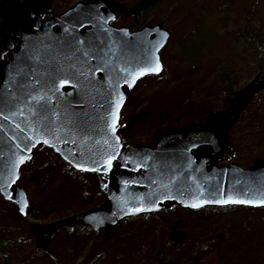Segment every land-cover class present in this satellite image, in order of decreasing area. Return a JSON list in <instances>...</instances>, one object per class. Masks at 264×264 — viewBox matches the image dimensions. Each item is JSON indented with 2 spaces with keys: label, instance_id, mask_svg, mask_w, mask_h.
<instances>
[{
  "label": "water",
  "instance_id": "1",
  "mask_svg": "<svg viewBox=\"0 0 264 264\" xmlns=\"http://www.w3.org/2000/svg\"><path fill=\"white\" fill-rule=\"evenodd\" d=\"M52 1L0 0V196L21 217H26L27 196L17 182L21 168L32 162L33 151L43 147L72 169L95 174L104 201L97 207L56 221L32 222L29 229L38 250L45 252L51 237L61 229L83 227L103 231V240H106L121 222L172 207L192 212L230 206L264 207L215 203L197 208L186 206L196 202L194 196L209 201L219 199L220 194L239 199L264 198L261 196L264 158L253 160L248 168L218 163L223 156L231 154L230 130L253 97L264 91V73H257L234 91L224 109L210 113L202 122L159 132L150 147L124 145L117 133L120 111L140 80L161 73L159 54L171 32L161 23H147L137 30L111 23L120 14L135 16L166 0H139L133 8L114 0H79L58 14L48 12ZM84 51L90 53L89 57L83 56ZM153 56L159 60L160 72L147 73L133 82L122 71L142 67L144 58ZM77 70L84 75L80 76ZM70 72L76 75L69 77ZM61 79H69L70 83L60 86ZM54 87L59 91L48 93L50 103L39 116L34 115L35 108L32 113L28 112L32 103L26 99L28 93L44 95ZM117 100L122 101L118 108ZM114 108L113 132L108 124L112 122L110 113ZM18 109L24 112L23 116ZM3 116L8 119L4 120ZM45 126L59 139L53 140ZM34 132L42 134L33 135ZM26 136H33L34 141L48 139L50 143L35 146L29 143L25 149ZM108 154L116 157L110 169L84 170L94 168V160L103 163L102 158ZM168 192L175 199H165ZM180 192L184 194L179 195ZM156 202L159 203L153 208ZM134 207L149 210L130 213L129 209ZM179 226V221H175L167 234V240L175 245L187 236ZM216 237L223 240L224 235ZM157 264L173 262L157 259Z\"/></svg>",
  "mask_w": 264,
  "mask_h": 264
},
{
  "label": "rangeland",
  "instance_id": "2",
  "mask_svg": "<svg viewBox=\"0 0 264 264\" xmlns=\"http://www.w3.org/2000/svg\"><path fill=\"white\" fill-rule=\"evenodd\" d=\"M76 1L79 0H53L48 12L61 13ZM114 1L133 8L139 0ZM247 15L252 16L248 27L244 22ZM257 19L264 23V0H166L136 18L118 15L113 22L118 27L137 30L147 23H161L171 32L159 54L163 66L161 73L138 82L120 111L118 128L131 119L138 122L118 132L121 142L150 147L159 132L202 122L210 113L224 109L233 93L224 104L227 92L222 89L221 80L236 91L258 73L259 62L240 36V31L246 27L251 33L257 31ZM188 119L191 121L187 122ZM263 130L264 91L253 97L230 130L231 154L223 156L218 163L248 168L253 160L264 158V142L254 137ZM38 150L39 147L33 154ZM87 178L93 181L91 175ZM25 194L29 203L31 195ZM103 201L102 194L97 205L77 213L97 207ZM50 213L52 215L45 220L26 217L27 231L28 224L33 221L47 223L77 214L70 208L58 210L56 207ZM175 221H179V229L187 234L181 245L167 240ZM217 234L224 235L226 243L220 244ZM69 236L89 238L84 250L93 248L95 252L89 264H99L100 256L110 253L114 254L111 264H123L124 253L128 250L134 264H157V259L173 264H241L246 252L240 246L241 240L250 246L249 258L262 259L264 264V207L204 208L195 212L173 207L168 216L157 213L125 220L106 240H103V231L83 227L62 229L53 236L47 250L37 254L39 259L45 258L56 238ZM22 238L34 246L30 236ZM155 240L159 243L152 248ZM82 245L80 240L79 248ZM81 251L73 264L83 262L86 253ZM11 264L17 262L11 261Z\"/></svg>",
  "mask_w": 264,
  "mask_h": 264
},
{
  "label": "trees",
  "instance_id": "3",
  "mask_svg": "<svg viewBox=\"0 0 264 264\" xmlns=\"http://www.w3.org/2000/svg\"><path fill=\"white\" fill-rule=\"evenodd\" d=\"M142 14L143 12L131 17L136 18ZM251 18V15L244 18L247 27ZM256 24L257 31L251 33L246 27L240 31L241 33L239 31L238 33L258 60V73H264V23L257 19ZM221 83H223L222 89L227 92L224 96V104H226L234 90L226 81L221 80ZM190 121L188 119L187 122ZM137 123V120L131 119L125 126L117 127V133L129 129ZM263 135L264 130L257 135L255 134L254 137L261 138L264 142ZM89 175L93 177V181L87 178ZM18 185L31 195L26 217L31 216L37 220L48 219L52 215L50 212L55 207L58 210L70 208L71 212L77 213L97 205L98 200H101L102 197L93 173H83L72 169L50 149L43 147H39V150L33 154L30 164H26L21 168ZM8 206L11 207L12 204L4 201L0 196V264H11V261L17 262V264H73L81 250H83L81 253L86 254L80 264L90 263V258L95 252L93 248H87V251L84 250L89 238H71V236L56 238L51 250L46 252L45 258L39 259V256H37L39 251L34 248L32 243L22 238L28 234L27 218H22L16 213L13 206L12 208ZM171 210L172 208L160 213L168 216ZM16 225L22 227H16ZM17 230L26 231V233L20 234ZM80 240L83 241L84 245L79 248ZM156 243H159V241L152 242V248ZM130 256V251H125L123 264H134ZM100 257L102 261L99 264H111L114 261V254L112 253ZM105 257L107 259H104Z\"/></svg>",
  "mask_w": 264,
  "mask_h": 264
},
{
  "label": "snow or ice",
  "instance_id": "4",
  "mask_svg": "<svg viewBox=\"0 0 264 264\" xmlns=\"http://www.w3.org/2000/svg\"><path fill=\"white\" fill-rule=\"evenodd\" d=\"M164 35H168L167 33H165ZM90 53L87 51L83 52V56L84 57H89ZM99 71V68L97 69ZM79 71V70H77ZM122 71H124L126 73L127 76L131 77L133 82L135 81V79H137L139 76H143L147 73H152V72H160L161 71V66L159 63L158 58L156 57H152L151 59H149L148 57H145L143 60V66H137L135 69H129V68H124L122 69ZM76 73L74 72H70L68 73L69 77H73L75 76ZM79 75L83 76L84 73L83 71H79ZM28 79H32L31 77H29ZM34 83L36 81H33ZM127 82V81H126ZM70 83L69 79H61L60 80V86H64V85H68ZM46 87V85L42 86ZM59 88L58 87H54L52 89H48L47 92H45L44 95H32L31 93H28L26 96V99L31 101L32 103L28 106L27 110L28 112L32 113L33 112V108L36 109L34 115L39 116L41 114V112L43 111V109H45L47 107V105L50 103V99H49V95L48 93H55L58 92ZM61 95H64L63 93H60ZM121 100H117L116 102V107L118 108L119 103H121ZM69 107H71V105H69ZM20 112V114L23 116L24 112L21 110H17ZM0 115H2V113H0ZM13 116L16 115V113H12ZM53 116L56 115L55 112L52 113ZM111 117H112V122L108 124V127L114 132L115 131V119H116V108L113 109L112 113H110ZM4 120L8 119V116H3ZM68 123L71 124L72 123V117L69 116L68 118ZM17 128H20V125L17 124L16 125ZM21 132L24 131V129H20ZM45 131H47V134L52 136L53 140H57L59 139L58 136H56L54 133H52L50 130H47V127L45 126ZM38 134H42L41 132H34L33 135H38ZM64 144H67L68 141L67 140H62L61 141ZM31 143L33 146H35L36 143H42L45 145H49V140L48 139H40V140H33V136H26L25 137V143H24V148L27 149L28 148V144ZM105 143H107V141H105ZM16 147L19 149L20 148V144H17ZM193 147H195V145H193ZM103 159V163H101L100 161H92V163L95 165L94 168L91 169H84V170H89V171H97V172H103L106 171L107 169H110L112 167V162L113 160L116 159L115 156L108 154L106 157L102 158ZM20 162H23V157L20 158ZM130 163V161H129ZM76 167H82L80 164H76ZM190 178V177H189ZM174 179V177H173ZM132 181H128V183H131ZM153 183H156L155 181ZM161 187H167V185H161ZM198 190H199V186ZM179 195H183V192L178 193ZM164 195V194H162ZM217 195L216 193H213V196ZM261 196H264V193L261 194ZM165 199H175V196L172 195L171 192H168L166 195H164ZM193 200H195L196 202L188 204L186 206L192 207V208H197L202 206L205 203H215L218 205H227V204H244V205H252V206H260V205H264V198H257V199H239V198H234L232 195H227V194H220V198L219 199H213V200H204L201 198H198L196 196L193 197ZM151 203V201H149ZM159 202L153 203V208H155L157 206ZM144 210H149V209H145L143 207H134V208H130L129 212L130 213H135V212H140V211H144ZM21 213H23L24 208L23 206L20 208Z\"/></svg>",
  "mask_w": 264,
  "mask_h": 264
},
{
  "label": "flooded vegetation",
  "instance_id": "5",
  "mask_svg": "<svg viewBox=\"0 0 264 264\" xmlns=\"http://www.w3.org/2000/svg\"><path fill=\"white\" fill-rule=\"evenodd\" d=\"M1 22V21H0ZM4 61H7V59L6 58H4ZM13 206V205H12ZM14 207V206H13ZM231 207H239V206H231ZM241 207H245V208H251V209H257V208H253V207H247V206H241ZM15 208V207H14ZM226 208H228V207H226ZM15 211H16V213H17V210L15 209ZM18 214V213H17ZM19 215V214H18ZM26 216H27V210H26ZM23 218V217H22ZM33 222H37V221H33ZM32 223V222H31ZM30 223V224H31ZM39 223V222H38ZM30 224H28V231H27V233L29 232V234H27V235H25L24 237H28L29 238V236H30V238H34L32 235H31V233H30V229H29V227H30ZM62 230V229H61ZM61 230H59V231H61ZM64 230V229H63ZM66 230H69V229H66ZM59 231L57 232V233H59ZM57 233H55V234H57ZM54 234V235H55ZM53 235V236H54ZM53 236L51 237V239L49 240V243H48V246H49V244H50V242H51V240H52V238H53ZM34 240V239H33ZM186 240V239H185ZM184 240V241H185ZM218 240H219V238H218ZM226 240H227V238H223V240H219L220 241V244H224V243H226ZM183 241V242H184ZM242 242H241V244H240V246H242L243 247V249L244 250H246V252L244 253V258L242 259V260H244V261H242V263L241 264H262V259H260V260H256V259H251V258H249V254H248V251H249V249H250V246H248V244L246 243V242H244L243 240H241ZM182 243H180L179 245H181ZM34 248L36 249V250H38L36 247H35V242H34ZM39 252H42V251H40V250H38ZM262 251V250H261Z\"/></svg>",
  "mask_w": 264,
  "mask_h": 264
}]
</instances>
